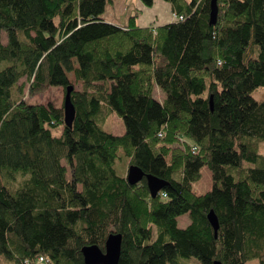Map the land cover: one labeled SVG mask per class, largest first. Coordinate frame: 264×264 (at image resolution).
Wrapping results in <instances>:
<instances>
[{"label": "trees", "instance_id": "trees-1", "mask_svg": "<svg viewBox=\"0 0 264 264\" xmlns=\"http://www.w3.org/2000/svg\"><path fill=\"white\" fill-rule=\"evenodd\" d=\"M164 1L140 26L104 21L113 0H0V264H84L110 233L118 264H264V0H217L214 25L210 0ZM41 86H72L70 127L63 101L27 102ZM131 164L167 184L152 198Z\"/></svg>", "mask_w": 264, "mask_h": 264}, {"label": "rangeland", "instance_id": "rangeland-1", "mask_svg": "<svg viewBox=\"0 0 264 264\" xmlns=\"http://www.w3.org/2000/svg\"><path fill=\"white\" fill-rule=\"evenodd\" d=\"M136 16V23L140 26L161 25L169 22L173 18L170 4L164 0H155L151 6H144L140 0H113L105 6L101 18L109 23L122 25L128 22L130 16ZM5 42V35H2ZM254 98L260 100L264 96L262 89H256L252 93ZM158 98H164V94L157 90ZM25 98L29 103H51L56 107H60L63 101V91L59 86H41L40 88L26 93ZM103 130L112 134H122L124 132V124L121 117L115 113H107L101 121ZM54 135H59L60 131L54 130ZM260 153L264 155V149L260 148ZM249 163L244 162L243 167ZM232 176L237 179L240 174L238 168L226 167ZM198 180L192 182V189L196 193H204L211 189L212 179L209 169L203 166L200 170ZM189 222L187 214L178 217L179 227H184ZM47 264V263H43ZM178 264H199L194 258L179 259Z\"/></svg>", "mask_w": 264, "mask_h": 264}, {"label": "water", "instance_id": "water-1", "mask_svg": "<svg viewBox=\"0 0 264 264\" xmlns=\"http://www.w3.org/2000/svg\"><path fill=\"white\" fill-rule=\"evenodd\" d=\"M209 24L214 25L217 18V0H210L209 2ZM72 86L66 88V92L63 99V116L64 124L67 127L72 125L75 117V108L71 102L70 93ZM209 105L212 108V96H209ZM143 177L146 179L147 187L150 196L154 198L157 193L167 184V182L161 178H158L151 174H145L143 170L134 164H131L127 168L126 179L130 185H134L139 182ZM207 219L211 224L214 236L217 237L218 220L213 210H210L207 214ZM121 241L122 236L119 233H110L104 243V251H102L96 245H88L82 248V256L84 264H118L121 253ZM211 264H221L220 261L214 260Z\"/></svg>", "mask_w": 264, "mask_h": 264}, {"label": "built area", "instance_id": "built-area-1", "mask_svg": "<svg viewBox=\"0 0 264 264\" xmlns=\"http://www.w3.org/2000/svg\"><path fill=\"white\" fill-rule=\"evenodd\" d=\"M42 260H43V257H39V260H38V261L40 262V261H42Z\"/></svg>", "mask_w": 264, "mask_h": 264}]
</instances>
